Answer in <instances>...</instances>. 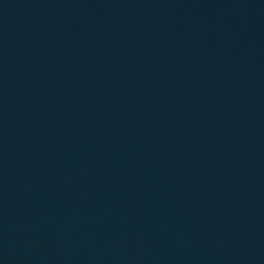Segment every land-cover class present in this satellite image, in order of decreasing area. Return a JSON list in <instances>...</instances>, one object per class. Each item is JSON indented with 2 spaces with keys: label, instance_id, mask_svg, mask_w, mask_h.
I'll use <instances>...</instances> for the list:
<instances>
[{
  "label": "water",
  "instance_id": "1",
  "mask_svg": "<svg viewBox=\"0 0 264 264\" xmlns=\"http://www.w3.org/2000/svg\"><path fill=\"white\" fill-rule=\"evenodd\" d=\"M0 264H264V0H0Z\"/></svg>",
  "mask_w": 264,
  "mask_h": 264
}]
</instances>
